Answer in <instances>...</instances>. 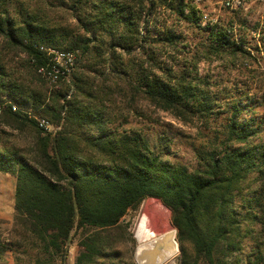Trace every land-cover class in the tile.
<instances>
[{
	"label": "trees",
	"instance_id": "16d2710c",
	"mask_svg": "<svg viewBox=\"0 0 264 264\" xmlns=\"http://www.w3.org/2000/svg\"><path fill=\"white\" fill-rule=\"evenodd\" d=\"M157 8L207 33L199 43L201 53L245 52L232 30L200 27L191 0H0V103L3 98L30 106L61 126L47 133L20 110L7 107L0 114V172L15 178L14 226L42 249L45 262L63 259L75 233L74 264L118 259L112 251L119 234H127L122 218L153 198L170 211L187 264H243L248 238L256 242L255 258L245 264H264V240L254 238V226L264 225V141H252L260 125L244 117L249 104L229 103L227 122L195 149L192 170L170 162L164 148L138 132L113 125L120 118L117 96L127 100L128 109L134 108L135 96H142L181 119L196 115L207 123L217 114L215 99L191 77V68L178 74L161 66L159 51L182 45L172 27L156 26ZM56 9L69 12L74 23L50 17ZM41 48L78 51L83 58L72 74L69 98L71 85L48 94L18 72L32 70L41 78L40 68L50 70ZM137 48L145 58L131 56ZM117 49L127 57L115 54ZM8 53H23L26 61L15 66ZM4 127L25 134L23 143L11 144Z\"/></svg>",
	"mask_w": 264,
	"mask_h": 264
},
{
	"label": "rangeland",
	"instance_id": "374dc122",
	"mask_svg": "<svg viewBox=\"0 0 264 264\" xmlns=\"http://www.w3.org/2000/svg\"><path fill=\"white\" fill-rule=\"evenodd\" d=\"M227 2L230 5H227ZM191 3L199 11L200 27L217 25L219 28L232 30L231 35L243 45L245 52L235 56L201 53L199 43L205 40L207 33L205 34L196 27H191L184 21H178L170 12L157 8L154 16L156 26L172 27L179 35L182 45L177 50L161 49L158 58L162 67L172 68L178 74L191 68V77H195V82L199 87L215 99L217 114L209 118L207 123L204 118H198L196 115L181 119L170 112L156 108L142 96L134 97V108H131L135 111L133 112L125 105L127 100L124 101L117 96V100L120 102L117 114L120 118H115L113 124L117 127L119 125L118 128L121 130L138 132L141 136L148 138L151 145L164 148L168 152L165 157L170 162L185 165L190 170L196 167L195 149L203 140L213 134V130L219 129L227 122V106L237 99L243 100V103L252 107L249 112L244 113V117L252 118L255 120V125H260V134L252 141L254 143L264 141V0H191ZM49 15L62 24L74 23L71 14L61 9H56ZM153 25L152 22L151 26L153 27ZM72 53L75 57L74 68L67 76H62L61 81L58 78L54 82L39 71L37 73L41 78L33 74L32 70L26 71V69L20 68L18 72L29 81L32 80L33 86L37 89L45 88V92L48 94L52 91L65 89L64 86L70 85L69 92H72V74L78 71L83 63V58L81 60L78 51ZM142 53V49L137 48L131 56L142 59ZM115 54L121 55L123 58L127 57L118 49ZM7 55L8 60H11V64L15 66L22 65L26 61L23 53H8ZM143 57L145 58V56ZM98 61L100 62H97V69L103 72L102 60ZM154 71L158 75L161 74V70L157 68ZM40 79L43 80V83ZM61 82L65 84L62 85ZM125 89L127 90V87ZM1 100L3 101L0 103L1 113L7 107L12 110V106H14L16 108L12 111L20 110L27 113L36 119L37 125L38 121L45 119L39 117L30 106L21 108L13 101L3 98ZM48 123V130H44L47 133H55L61 128L60 125H53L49 121ZM3 129L10 134L9 142L11 144L17 146L23 143L22 136L25 134H20L9 127ZM14 190L15 178L0 172V264H38L37 261H40V264H74L79 254V234L75 233L71 237L63 259L56 256L51 262H45L47 256L42 253V249L35 246L28 234L24 233L21 228L14 226ZM143 214L150 215L151 218L156 216L163 218L167 229L174 233L177 252L172 259L164 264H187L183 261L176 240V229L171 223L170 211L159 200L153 198L145 199L136 209L128 210L122 218L121 223L127 234H119L121 240L112 251L119 253L118 259L98 261L102 264H137L135 251L138 244L134 238L133 230ZM254 229L257 231L254 238L263 241L264 225L256 224ZM255 245L254 239L245 240L240 262L245 264L248 257L255 258V253H253ZM261 249L264 250V245Z\"/></svg>",
	"mask_w": 264,
	"mask_h": 264
},
{
	"label": "bare ground",
	"instance_id": "6f19581e",
	"mask_svg": "<svg viewBox=\"0 0 264 264\" xmlns=\"http://www.w3.org/2000/svg\"><path fill=\"white\" fill-rule=\"evenodd\" d=\"M149 216L143 214L133 230L138 244L135 260L137 264H164L177 252L174 233L163 218Z\"/></svg>",
	"mask_w": 264,
	"mask_h": 264
},
{
	"label": "built area",
	"instance_id": "2783aa9c",
	"mask_svg": "<svg viewBox=\"0 0 264 264\" xmlns=\"http://www.w3.org/2000/svg\"><path fill=\"white\" fill-rule=\"evenodd\" d=\"M226 4L230 5L229 2H227ZM41 50L45 51L47 56H49L50 70L45 72L43 68H40L38 71L43 74L46 73V76H48L52 81L55 82L58 80L59 77L67 76L74 68L75 57L72 52L53 48H41ZM70 94L71 92L67 94L66 98H69ZM15 108L16 107L12 106V110H15ZM38 127L44 130H48L49 123L47 120L41 119L40 121H38Z\"/></svg>",
	"mask_w": 264,
	"mask_h": 264
}]
</instances>
